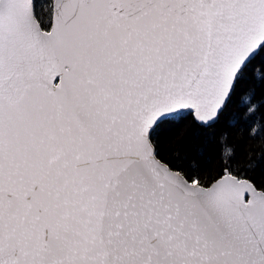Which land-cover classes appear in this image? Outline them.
I'll use <instances>...</instances> for the list:
<instances>
[{
    "label": "snow or ice",
    "instance_id": "obj_1",
    "mask_svg": "<svg viewBox=\"0 0 264 264\" xmlns=\"http://www.w3.org/2000/svg\"><path fill=\"white\" fill-rule=\"evenodd\" d=\"M257 88L264 0H0V264H264Z\"/></svg>",
    "mask_w": 264,
    "mask_h": 264
},
{
    "label": "trees",
    "instance_id": "obj_2",
    "mask_svg": "<svg viewBox=\"0 0 264 264\" xmlns=\"http://www.w3.org/2000/svg\"><path fill=\"white\" fill-rule=\"evenodd\" d=\"M264 97V91L257 88L256 92V100H261ZM264 115V109L258 111L256 116L259 117ZM255 119V118H254ZM249 123H252L251 121ZM198 130L195 128H188V127H181L175 135L172 136L171 140L163 139L161 142L160 152L161 155L166 160H173L175 158V153L171 150L175 145L176 141L180 136L185 138V146L187 147L195 140L196 134ZM245 150L250 149L253 154V158L259 159L261 155H264V124H262L257 131V135L254 139H248L247 133H245V140L243 145ZM207 151L212 153L213 146L211 144L207 145ZM254 177L259 181L260 179L264 178V166L259 167L256 169L254 173H252Z\"/></svg>",
    "mask_w": 264,
    "mask_h": 264
}]
</instances>
